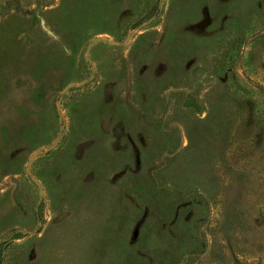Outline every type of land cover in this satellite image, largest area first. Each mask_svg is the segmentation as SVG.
<instances>
[{"label": "rangeland", "instance_id": "374dc122", "mask_svg": "<svg viewBox=\"0 0 264 264\" xmlns=\"http://www.w3.org/2000/svg\"><path fill=\"white\" fill-rule=\"evenodd\" d=\"M155 3L0 0V264H264V0Z\"/></svg>", "mask_w": 264, "mask_h": 264}, {"label": "trees", "instance_id": "16d2710c", "mask_svg": "<svg viewBox=\"0 0 264 264\" xmlns=\"http://www.w3.org/2000/svg\"><path fill=\"white\" fill-rule=\"evenodd\" d=\"M132 2V8L127 10L125 16L122 19V26L119 27L121 32H126L128 29L135 28L146 19L155 14L156 3L155 0H130ZM43 87L38 86L33 92V98L35 100H43Z\"/></svg>", "mask_w": 264, "mask_h": 264}]
</instances>
